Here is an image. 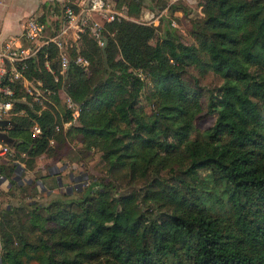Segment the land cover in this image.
I'll return each instance as SVG.
<instances>
[{
  "label": "trees",
  "instance_id": "obj_1",
  "mask_svg": "<svg viewBox=\"0 0 264 264\" xmlns=\"http://www.w3.org/2000/svg\"><path fill=\"white\" fill-rule=\"evenodd\" d=\"M105 1L132 21L101 22L103 47L86 31L77 46L89 67L71 66L66 84L45 65L47 54L59 75V49L41 48L27 78L54 94H25L5 137L25 171L43 155L60 162L79 137L82 151L101 153L111 180L94 181L80 200L0 211V264H264V0H202L191 44L168 17L157 28L136 23L143 0ZM207 74L220 86L200 85ZM61 89L78 108L79 126L66 131H56L73 114L56 108ZM203 114L214 123L192 138ZM11 161L0 172L8 194L23 198Z\"/></svg>",
  "mask_w": 264,
  "mask_h": 264
},
{
  "label": "rangeland",
  "instance_id": "obj_2",
  "mask_svg": "<svg viewBox=\"0 0 264 264\" xmlns=\"http://www.w3.org/2000/svg\"><path fill=\"white\" fill-rule=\"evenodd\" d=\"M31 1L32 0H5V3H1L0 5V20H13L15 17L28 10V7L30 6L29 2ZM192 1L193 3H191ZM191 2L186 0L178 1L173 4L170 2L162 8L163 6L157 4V0H143L141 18L137 22L142 25L157 28L160 21H162L163 18L165 19L168 17V19L172 21V24L181 37L183 43L191 44L193 43V40L190 36V32L193 23L200 21L204 17L201 6L202 0H191ZM64 4L65 3L63 1L60 4H54L52 6H33L34 9L32 13L24 20V22L34 19L36 21L38 20V22L42 24L43 29L40 41L47 40L56 34L57 29H55V22H58V19L60 20V9ZM40 11H42V14H40ZM171 11H173L172 14L170 13ZM42 16H45V20L43 22ZM159 37L160 31L158 30L150 43L154 45ZM190 74L193 75V73ZM60 77L65 80L64 84H66L68 81L67 72L64 77ZM220 84V80L212 74H207L200 80V85L205 86L208 89L217 88ZM9 87L13 92V96L10 98L13 107L14 104L24 101L25 94L34 96L38 93L40 98L45 97L43 96L41 89L35 85L25 88L23 84L19 83L13 85L9 84ZM29 91H31L32 95L29 94ZM63 91L64 90L61 89V92ZM61 98L62 100L56 108L61 115H63V113L66 112V108L63 104V95H61ZM46 104V101L43 102L44 106H46ZM142 105L147 107V104L144 101L142 102ZM64 116V118L68 119L67 114H64ZM213 123L214 119L208 115L203 114L198 117L194 124L195 127L192 133V138H202L203 133L211 128ZM78 126L79 125H76L75 128ZM72 128L74 127L72 126ZM63 130L66 131L68 128ZM62 149L61 154L64 158L58 163L51 160L48 155L42 156L37 161L36 167L39 168V174L37 175H33L31 173L26 175V171L24 170L25 165L13 156L3 157L0 159V162L5 160H12L11 162L15 161L17 163V168L20 166L18 168V173H16L15 176H17L18 184L23 187V190H25L23 191V198H21L22 195L20 192H17L16 195L14 193L9 195L8 191L10 185L3 184L2 188L0 187V211L9 210L12 209V207H21L27 205V203L45 206L55 198L60 197H63L64 200L68 201L80 200L83 197L88 196L89 193L86 190L94 181H100L104 184H108L110 182L111 179L106 173L105 163L102 160L101 153L96 150H91L86 153L82 151L79 137H72L69 139V143ZM63 166H65L64 169ZM63 172L64 174L62 175L61 173ZM55 173L61 175L60 178L63 184L61 188L57 187L58 181L55 178L56 176H50ZM70 175L73 179L72 182L69 178ZM20 203H22L21 206ZM19 216L22 222L25 223L26 210L24 208L19 212ZM28 239L32 242L35 241L36 234L28 231ZM25 264H37V261L28 259Z\"/></svg>",
  "mask_w": 264,
  "mask_h": 264
},
{
  "label": "built area",
  "instance_id": "obj_3",
  "mask_svg": "<svg viewBox=\"0 0 264 264\" xmlns=\"http://www.w3.org/2000/svg\"><path fill=\"white\" fill-rule=\"evenodd\" d=\"M178 1L182 0H170L171 4ZM186 1L191 2V0ZM62 17L63 26L56 36L40 41L42 29L36 20L30 19L23 26L20 39L9 38L0 48V122L9 121L11 116L14 115L13 104L10 101L13 92L9 84L20 83L25 88L32 85L38 86L39 88L42 87L41 82L31 81L27 78L29 62L36 57L41 48L54 44L59 49V75L64 77L71 66H77L81 69H87L89 67V61L80 54L77 46L78 41L86 31H89L100 47H103L101 22L132 21L128 18L124 7L118 8L115 3L105 0H78L74 3L68 1V4L63 7ZM136 23L138 22L136 21ZM74 48L76 54L71 57L68 49ZM47 59L48 56L46 54V69L54 76V82L58 83L60 77L51 71ZM43 93L48 97L54 94L49 89H44ZM63 93V102L66 110H71L73 114L71 120L63 122L61 126H56V131H59L61 128L67 129L78 125V108L64 91ZM29 94L32 95L31 91H29ZM37 95L38 97H35V100L40 97L38 93L35 94V96ZM9 128L10 124L6 127L0 126V136L5 135ZM31 134L34 138L39 136L41 134L40 128L37 125L33 126ZM51 144H53V141ZM12 151L10 145L0 140V159L8 155L11 156ZM10 165L15 166V168L17 167L15 161L10 162ZM2 176L3 174L0 172V182L4 179ZM6 183H2V185H6Z\"/></svg>",
  "mask_w": 264,
  "mask_h": 264
},
{
  "label": "crops",
  "instance_id": "obj_4",
  "mask_svg": "<svg viewBox=\"0 0 264 264\" xmlns=\"http://www.w3.org/2000/svg\"><path fill=\"white\" fill-rule=\"evenodd\" d=\"M2 1V2H1ZM0 1V5L1 3H5V0H1ZM63 1H67V0H32L31 2H29V7L27 11H24V13H22L21 15H18L17 17H15L13 20H0V48L3 46V44L9 39V38H16V39H20L22 36V29L23 26L25 25L24 20L32 13L33 11V6H40V5H44V6H52L54 4H60ZM42 14V11H40ZM28 21V20H27ZM24 22V23H23ZM42 29V28H41ZM20 42H22L21 40H19ZM60 96L64 95L63 92H59ZM44 156V155H43ZM42 157V156H41ZM40 157V158H41ZM38 158L37 161L40 159ZM37 161L36 164L34 166L33 170H27L25 172L26 175H28L29 173L33 174V175H37L39 174V168H37ZM22 166V165H21ZM20 167V166H19ZM18 167V168H19ZM18 168L16 167L15 169V175L16 173H18ZM65 168V166H63V169ZM62 169V170H63ZM25 170V167H24ZM23 171V170H21ZM62 172V171H61ZM62 175L64 174L61 173ZM50 175V174H49ZM40 176H45V175H40ZM50 176H56V179H61L60 176L57 173L55 174H51ZM17 180V179H16ZM18 181V180H17ZM62 181V180H61Z\"/></svg>",
  "mask_w": 264,
  "mask_h": 264
},
{
  "label": "water",
  "instance_id": "obj_5",
  "mask_svg": "<svg viewBox=\"0 0 264 264\" xmlns=\"http://www.w3.org/2000/svg\"><path fill=\"white\" fill-rule=\"evenodd\" d=\"M10 124V122L9 121H3V122H0V126L1 127H6V126H8ZM0 140H2L3 142H5L6 144H10V141L8 140V139H6V137H5V135H2V136H0ZM69 178H70V181L72 182L73 181V179H72V176L70 175L69 176ZM57 181H58V183H57V187L58 188H61L62 187V181H61V179H56ZM5 182H7V179H3L1 182H0V187L2 188V183H5Z\"/></svg>",
  "mask_w": 264,
  "mask_h": 264
}]
</instances>
